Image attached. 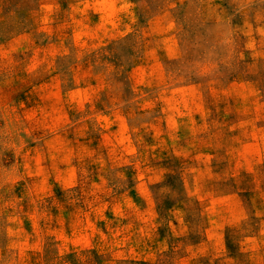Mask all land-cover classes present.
<instances>
[{
    "label": "rangeland",
    "instance_id": "1",
    "mask_svg": "<svg viewBox=\"0 0 264 264\" xmlns=\"http://www.w3.org/2000/svg\"><path fill=\"white\" fill-rule=\"evenodd\" d=\"M0 264H264V0H0Z\"/></svg>",
    "mask_w": 264,
    "mask_h": 264
}]
</instances>
